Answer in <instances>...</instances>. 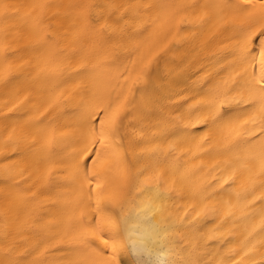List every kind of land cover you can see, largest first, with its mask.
Masks as SVG:
<instances>
[{
  "label": "bare ground",
  "instance_id": "bare-ground-1",
  "mask_svg": "<svg viewBox=\"0 0 264 264\" xmlns=\"http://www.w3.org/2000/svg\"><path fill=\"white\" fill-rule=\"evenodd\" d=\"M113 241L264 264V0H0V264Z\"/></svg>",
  "mask_w": 264,
  "mask_h": 264
},
{
  "label": "snow or ice",
  "instance_id": "snow-or-ice-1",
  "mask_svg": "<svg viewBox=\"0 0 264 264\" xmlns=\"http://www.w3.org/2000/svg\"><path fill=\"white\" fill-rule=\"evenodd\" d=\"M103 211V209H102ZM99 238V237H98ZM102 242L107 245L109 243L108 239H102ZM146 251L145 249H138L135 246L132 247V254L137 256L138 259L136 261V264H156V262H153L149 259H144L141 257V253ZM101 255H106V253L103 252V250H101ZM118 256V249L115 246V241H113V248H112V256L111 259L113 260V264H116V257ZM102 264V262H101ZM162 264H168L167 261H163Z\"/></svg>",
  "mask_w": 264,
  "mask_h": 264
}]
</instances>
